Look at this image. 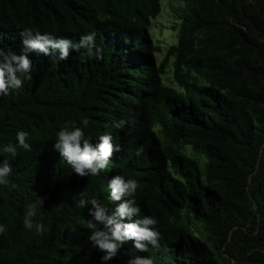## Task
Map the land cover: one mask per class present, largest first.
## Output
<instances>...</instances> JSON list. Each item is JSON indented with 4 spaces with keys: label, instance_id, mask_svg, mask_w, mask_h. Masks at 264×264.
<instances>
[{
    "label": "trees",
    "instance_id": "1",
    "mask_svg": "<svg viewBox=\"0 0 264 264\" xmlns=\"http://www.w3.org/2000/svg\"><path fill=\"white\" fill-rule=\"evenodd\" d=\"M177 42L156 64L149 35L160 0H0V49L19 54L25 28L78 43L95 33L103 59L70 48L30 53L32 79L0 95V164L12 166L0 185V264H102L89 241L83 193L109 212V182L137 181L141 216L158 220L160 248L127 241L107 264L136 256L154 264H264V0H182ZM175 88L161 82L170 59ZM87 118L85 135L110 133L114 152L106 171L81 177L54 149L66 123ZM131 120L122 129L118 120ZM158 129V130H156ZM29 134L32 150L18 146ZM17 145L18 155L3 153ZM206 158L201 169L183 148ZM140 154L137 155V151ZM43 198L24 227L29 204ZM205 230L208 244L200 237Z\"/></svg>",
    "mask_w": 264,
    "mask_h": 264
},
{
    "label": "clouds",
    "instance_id": "2",
    "mask_svg": "<svg viewBox=\"0 0 264 264\" xmlns=\"http://www.w3.org/2000/svg\"><path fill=\"white\" fill-rule=\"evenodd\" d=\"M24 38L22 48L17 54L14 51L0 49V95L6 96L10 91H18L23 87L24 80H31L33 70L32 61L29 54L43 53L48 55L51 51H59V59L64 60L69 56V49H85L89 57L95 56L96 59H103L102 50L96 47L95 33L82 35L78 43L68 38H57L51 33L41 34L40 31H33L31 28H25L20 33ZM131 120H118L114 122L113 127L122 129L125 125L132 123ZM82 127L77 126L75 121L66 123L56 133L54 149L66 161L73 172L81 177L97 176L102 171L108 169L110 158L114 152L119 151L118 146H114L113 137L110 133H105L98 137L99 143L93 146L90 141L91 135L86 136L84 129L89 126V120H81ZM29 134L25 131L16 133L18 146L25 151H31L32 146L27 142ZM3 153L15 158L18 153L17 145L7 144L2 149ZM141 150L137 151V155ZM12 174V166L8 159H4L0 164V185L7 186L10 181L8 177ZM137 181L133 179L126 180L123 176L117 175L109 182L111 189V199L120 202L115 209L109 212L97 199L87 201L81 198L78 201V207L84 208L90 203L88 214L91 219L86 221V228L89 230V241L98 248L104 255L101 257L102 264H107L113 260L120 249L127 241H134V248L139 252H147L149 245L159 249L160 232L157 228L158 220L153 216H141V209L137 205L134 194L137 190ZM44 203L43 198H38L35 203L27 206L23 224L28 230L35 228L37 233L46 231L44 225L35 222L39 207ZM6 229L0 225V233ZM127 264H154L151 257L136 256L130 259Z\"/></svg>",
    "mask_w": 264,
    "mask_h": 264
},
{
    "label": "rangeland",
    "instance_id": "3",
    "mask_svg": "<svg viewBox=\"0 0 264 264\" xmlns=\"http://www.w3.org/2000/svg\"><path fill=\"white\" fill-rule=\"evenodd\" d=\"M192 7H194L192 3L182 0H160V12L156 18L150 21L148 30L153 44L159 48V51L155 53L156 64L161 62L168 48L176 44L180 23ZM172 61L173 59L171 58L165 74L161 76V82L166 86L175 88L176 86L172 79ZM183 152L187 156L194 157L200 168H204L206 158L202 154L193 153L189 146H185ZM200 230V237L207 242L205 230L202 228ZM207 243L211 244L209 241Z\"/></svg>",
    "mask_w": 264,
    "mask_h": 264
}]
</instances>
